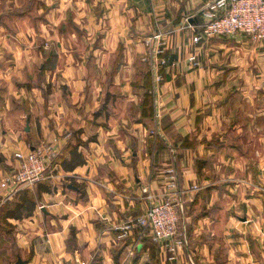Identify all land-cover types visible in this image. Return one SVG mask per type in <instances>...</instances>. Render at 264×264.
I'll return each instance as SVG.
<instances>
[{"label": "crops", "instance_id": "crops-1", "mask_svg": "<svg viewBox=\"0 0 264 264\" xmlns=\"http://www.w3.org/2000/svg\"><path fill=\"white\" fill-rule=\"evenodd\" d=\"M210 1L0 0V264H173L139 227L116 228L145 210L144 186L161 194L169 167L188 241L178 264H264V154L235 152L232 118L245 92L264 114V39L194 43ZM159 30L170 45L157 83ZM75 145L85 163L67 170ZM46 148L42 182L1 185L16 151ZM26 195L32 213L5 216Z\"/></svg>", "mask_w": 264, "mask_h": 264}, {"label": "built area", "instance_id": "built-area-1", "mask_svg": "<svg viewBox=\"0 0 264 264\" xmlns=\"http://www.w3.org/2000/svg\"><path fill=\"white\" fill-rule=\"evenodd\" d=\"M189 22V17L186 18ZM191 39L194 43L209 40L213 37L245 32L254 40L264 39V0H211L202 10V22L195 28L193 25ZM170 34L157 31L153 34L152 58L155 81L163 79L160 72L166 64V52L170 45ZM192 66H198L197 53L189 56ZM18 162L16 169L5 176L1 185L13 187V192L20 188L30 187L45 178L56 153L52 148L46 150L16 151ZM165 187L161 194L149 186L143 187L145 210L124 224L116 226L121 230L120 238L129 236L134 227H139L142 234L149 235L162 250L166 262L178 264L187 245V236L179 230L183 202L179 199L178 178L176 170H166ZM197 189V185H193ZM43 207V205H41Z\"/></svg>", "mask_w": 264, "mask_h": 264}, {"label": "rangeland", "instance_id": "rangeland-1", "mask_svg": "<svg viewBox=\"0 0 264 264\" xmlns=\"http://www.w3.org/2000/svg\"><path fill=\"white\" fill-rule=\"evenodd\" d=\"M245 94L242 93V96L239 95L238 103L236 104L237 106L232 107L233 109H235L233 110L234 112L232 114V118L236 117L240 122L241 133L239 137L243 138L242 148H239V150L237 151H235L236 149H234L233 151H235L237 154L244 153L245 157H250L252 156V153L255 154L257 150L260 152V154H264V114L260 113L261 115L259 116V118H257L256 113H253L251 109V98L249 96H246ZM253 120H256V122L252 123ZM233 131H236V129L234 128ZM234 134L236 133L231 132L232 137H230L229 139L233 141V144L231 145H236V137L234 136ZM236 153L234 155H236ZM249 159H247V162L245 160V162L243 163L244 168L248 166Z\"/></svg>", "mask_w": 264, "mask_h": 264}, {"label": "trees", "instance_id": "trees-1", "mask_svg": "<svg viewBox=\"0 0 264 264\" xmlns=\"http://www.w3.org/2000/svg\"><path fill=\"white\" fill-rule=\"evenodd\" d=\"M70 155H71L70 158H65L61 160V164L63 168L67 170H71L85 163V157L82 154V152L78 151V145H75L71 148ZM34 208H35V201L26 195L24 199H22L21 202L18 203L13 210L12 208H8V210L5 211L4 214L5 216L21 218L24 213L25 214L32 213Z\"/></svg>", "mask_w": 264, "mask_h": 264}, {"label": "water", "instance_id": "water-1", "mask_svg": "<svg viewBox=\"0 0 264 264\" xmlns=\"http://www.w3.org/2000/svg\"><path fill=\"white\" fill-rule=\"evenodd\" d=\"M22 263V260L21 259H19L17 262H16V264H21Z\"/></svg>", "mask_w": 264, "mask_h": 264}]
</instances>
